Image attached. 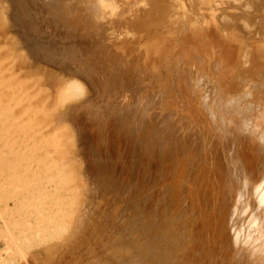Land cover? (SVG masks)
Segmentation results:
<instances>
[{
	"label": "rangeland",
	"instance_id": "rangeland-1",
	"mask_svg": "<svg viewBox=\"0 0 264 264\" xmlns=\"http://www.w3.org/2000/svg\"><path fill=\"white\" fill-rule=\"evenodd\" d=\"M0 264H264V0H0Z\"/></svg>",
	"mask_w": 264,
	"mask_h": 264
},
{
	"label": "bare ground",
	"instance_id": "bare-ground-1",
	"mask_svg": "<svg viewBox=\"0 0 264 264\" xmlns=\"http://www.w3.org/2000/svg\"><path fill=\"white\" fill-rule=\"evenodd\" d=\"M153 10V9H152ZM18 122V121H17ZM5 129V128H4ZM49 144V143H48ZM51 229V228H50ZM32 230V229H31ZM127 260V259H126Z\"/></svg>",
	"mask_w": 264,
	"mask_h": 264
}]
</instances>
